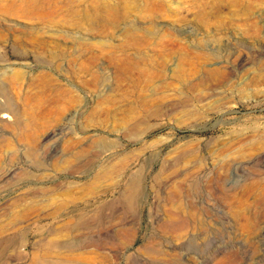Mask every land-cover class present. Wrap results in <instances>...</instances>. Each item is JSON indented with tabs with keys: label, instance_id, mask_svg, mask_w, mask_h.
I'll return each instance as SVG.
<instances>
[{
	"label": "rangeland",
	"instance_id": "1",
	"mask_svg": "<svg viewBox=\"0 0 264 264\" xmlns=\"http://www.w3.org/2000/svg\"><path fill=\"white\" fill-rule=\"evenodd\" d=\"M2 113L0 264H264V0H0Z\"/></svg>",
	"mask_w": 264,
	"mask_h": 264
},
{
	"label": "bare ground",
	"instance_id": "2",
	"mask_svg": "<svg viewBox=\"0 0 264 264\" xmlns=\"http://www.w3.org/2000/svg\"><path fill=\"white\" fill-rule=\"evenodd\" d=\"M0 117L2 118V119H7L9 116L7 115V114H5V113H2L1 115H0ZM176 211H180V210H184L183 208V206L182 205H178V206H175V207H173ZM173 209V210H174ZM173 210H172V213H174L173 212ZM174 210V211H175ZM186 210V209H185ZM176 213V212H175ZM178 213V212H177ZM185 213V212H184ZM187 214H189V213H187ZM175 217V216H174ZM171 219H173V217L171 216ZM176 220H178V218L176 219ZM174 220H172V222H173ZM171 222V221H170ZM171 222V223H172Z\"/></svg>",
	"mask_w": 264,
	"mask_h": 264
}]
</instances>
